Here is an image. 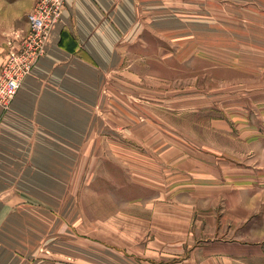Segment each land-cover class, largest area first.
<instances>
[{
  "label": "crops",
  "instance_id": "crops-1",
  "mask_svg": "<svg viewBox=\"0 0 264 264\" xmlns=\"http://www.w3.org/2000/svg\"><path fill=\"white\" fill-rule=\"evenodd\" d=\"M35 2L0 0V72L8 42L28 30ZM258 6L259 0H66L45 54L10 107L0 105V264L218 262L199 257L206 247L199 233L216 216L240 222L252 215L242 201L253 193L238 191L253 188L256 177L227 174L245 168V143L228 142L225 119L204 117L201 133L165 119L180 108L194 112L177 97L162 103L160 86L177 80L160 75L166 48L147 39L209 37L230 20L227 10L254 15ZM174 50L194 54L191 46ZM103 173L122 182L118 193H137L106 212L105 242L98 219L82 220L85 183L92 200ZM146 232L147 244L131 243Z\"/></svg>",
  "mask_w": 264,
  "mask_h": 264
},
{
  "label": "rangeland",
  "instance_id": "rangeland-1",
  "mask_svg": "<svg viewBox=\"0 0 264 264\" xmlns=\"http://www.w3.org/2000/svg\"><path fill=\"white\" fill-rule=\"evenodd\" d=\"M241 12L236 15L235 11L227 10L230 20L220 25L217 23L209 37L195 32L193 37L171 39L152 36L147 39L149 45L166 48L162 51L160 75L177 80V83L168 82L160 86L162 103L164 100L170 101V96L177 97L179 106L187 101L194 112L188 113L180 108L179 111H172V114L165 112V119L184 130L194 127L197 133H201L200 128L207 126L203 124L204 117L225 119L227 127L231 129V132H227L228 142L237 143V148L241 145L239 143H245L240 147L242 155L239 159L245 168L241 171L227 170V174L256 177L251 183L253 188L245 189L243 185L238 191L253 193L251 197L254 199L248 197L247 201H242L243 204L252 205V215L242 217L240 222H236L232 216H216L211 221L209 231L199 233L204 238L202 244L206 246L200 249L199 257L220 259L218 262L208 261L204 264H264V0H259L257 14L250 15L251 11L244 8ZM238 19L242 20L234 21ZM224 27L226 30H223ZM176 46H191L194 54H184L183 50L177 53L174 50ZM170 51L177 53V59L173 55L170 58ZM148 80H152V77ZM147 87L152 91L155 88ZM196 114L199 116L193 118ZM249 137L251 139L246 140ZM246 143L251 146V150H247ZM236 161L233 160L234 163ZM97 180L98 193L92 194L96 195L92 200L88 198L90 185L85 183V212L82 220L89 224L91 220L98 219L94 222L99 225L98 239L105 242L107 231L103 219L107 216L106 212L121 208L125 202L123 199H131L137 193H118L122 182L112 180L104 173ZM230 185L231 182H227V193L231 191ZM235 202L229 201L230 206H237ZM221 211L218 210L219 213ZM145 234L141 233L142 239L132 240L131 243L147 244L151 236L150 233Z\"/></svg>",
  "mask_w": 264,
  "mask_h": 264
},
{
  "label": "built area",
  "instance_id": "built-area-1",
  "mask_svg": "<svg viewBox=\"0 0 264 264\" xmlns=\"http://www.w3.org/2000/svg\"><path fill=\"white\" fill-rule=\"evenodd\" d=\"M66 0H36L28 13V30L8 42V58L0 72V105L8 109L25 78L45 54L53 25L62 20Z\"/></svg>",
  "mask_w": 264,
  "mask_h": 264
}]
</instances>
